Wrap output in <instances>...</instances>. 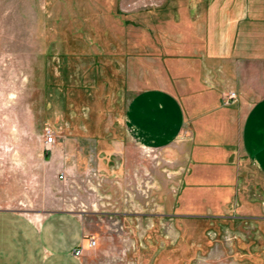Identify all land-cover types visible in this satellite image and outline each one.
<instances>
[{
    "label": "rangeland",
    "instance_id": "rangeland-1",
    "mask_svg": "<svg viewBox=\"0 0 264 264\" xmlns=\"http://www.w3.org/2000/svg\"><path fill=\"white\" fill-rule=\"evenodd\" d=\"M213 1L212 64L262 57L246 70L249 89L231 69L199 68L207 43L197 19ZM241 7L0 0V207L77 215L85 239H96L81 243L83 264H264V121L253 136L263 142L259 164L230 124L208 129L210 143L193 141V109L264 110V97L240 103L251 87L264 95V20L240 16ZM208 91L211 106L197 98ZM168 100L177 117L166 116ZM144 107L156 115L150 124L139 121ZM165 122L175 126L169 135Z\"/></svg>",
    "mask_w": 264,
    "mask_h": 264
},
{
    "label": "crops",
    "instance_id": "crops-1",
    "mask_svg": "<svg viewBox=\"0 0 264 264\" xmlns=\"http://www.w3.org/2000/svg\"><path fill=\"white\" fill-rule=\"evenodd\" d=\"M231 1L233 0H224L225 4H231ZM240 2L242 4V7L239 9L240 16H246L248 18L251 15H256L253 17L264 20V0H240ZM208 4L206 11L209 15L205 18L198 17L197 19L200 23L198 28H196L198 31V37L201 42L205 43L206 40L207 43V55H205V48L204 45H202V54L204 57L199 60V68L204 70L205 68L216 69V67H220L223 69L224 67L226 72L228 69H231L233 72L237 73L234 74L237 79L236 84L241 86L244 85L247 88L248 82L246 81L248 74L246 70L249 67L258 68V63L261 61L262 57L256 55L247 59L244 54H242L239 55V57H234L231 64L223 62L219 65V63H217L214 67L212 64L214 60H211L210 57L209 43L210 38L212 39V46L216 41L217 33L215 21L217 19V13L215 8H210V6H215L214 1ZM229 19L230 15H227L226 13H224L221 18V20H225V22ZM223 30V36L227 37V32L229 30L225 26ZM238 48L240 51L239 54L247 53V50L245 48L242 49V46H238ZM260 53L261 52H259V54ZM226 59L227 57H224V60ZM250 89L252 91L250 93L242 91V96L240 95V103L243 100H251L253 101L251 105L254 106L257 102L263 101V94L258 93L253 87ZM209 94L210 92L208 91V94L205 97L200 94L197 98L198 100H207L208 105L211 106V103L212 105L214 104L215 98ZM163 95L167 98V94L163 93ZM168 102L171 104L167 105V111L164 110L166 116L172 115V117H177V114L172 112V101L168 100ZM135 104L137 105L138 102H135ZM158 108H160V104L158 105ZM170 108L171 111L168 110ZM134 110L136 111V108L130 111V118L137 117V113ZM153 114V109L147 110V108L144 107V109L140 110L138 114L140 123L150 124L152 122V119L150 118L156 117V115ZM263 121L264 110L257 106L255 108L249 107L246 109H193V141L195 144L197 142L198 147L199 143H203V145L210 143L211 137L208 134V129L216 124H219L222 127L230 124L236 130L233 139L238 144L237 147H241L247 151V142L249 141V147L252 148V154L255 155L254 158L256 160L259 150L263 147V142L261 139H254L253 136L258 132L257 129H259L260 123ZM131 123L136 126L137 122L133 119L131 120ZM141 126L144 127V131H149L151 138H155L156 140L163 138L162 133L159 134V132H156V129L158 128L144 126L143 124ZM162 126L163 128H161V130H165L163 133H166V135H169L175 128V126L172 127L167 125V122L163 123ZM177 131L178 129L176 127L175 133ZM247 134L249 135L248 137ZM225 138L226 137L221 136V140H224ZM253 149L255 151H253ZM198 150L200 152V148H198ZM256 162L258 163L257 160ZM261 162L263 163L262 160ZM81 243H86L83 223L77 215L70 211L52 210L43 215H30L14 208L0 207V264H83L82 259L73 254V249Z\"/></svg>",
    "mask_w": 264,
    "mask_h": 264
},
{
    "label": "built area",
    "instance_id": "built-area-1",
    "mask_svg": "<svg viewBox=\"0 0 264 264\" xmlns=\"http://www.w3.org/2000/svg\"><path fill=\"white\" fill-rule=\"evenodd\" d=\"M236 96V93L231 91L228 94V99H233ZM45 135H46V143L49 144L53 141V137H52V133L50 129H47L45 131ZM94 245H96V239L94 236H87L86 238V247H93ZM83 244H80L79 246H77L76 248L73 249V254L77 257L81 256V254L83 253Z\"/></svg>",
    "mask_w": 264,
    "mask_h": 264
}]
</instances>
